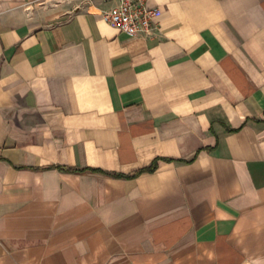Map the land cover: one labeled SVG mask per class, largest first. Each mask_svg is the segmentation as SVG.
Returning a JSON list of instances; mask_svg holds the SVG:
<instances>
[{
  "label": "crops",
  "instance_id": "crops-1",
  "mask_svg": "<svg viewBox=\"0 0 264 264\" xmlns=\"http://www.w3.org/2000/svg\"><path fill=\"white\" fill-rule=\"evenodd\" d=\"M0 0V264H264V0Z\"/></svg>",
  "mask_w": 264,
  "mask_h": 264
},
{
  "label": "built area",
  "instance_id": "built-area-1",
  "mask_svg": "<svg viewBox=\"0 0 264 264\" xmlns=\"http://www.w3.org/2000/svg\"><path fill=\"white\" fill-rule=\"evenodd\" d=\"M102 19L130 37H151L157 30L159 10L148 6L147 0H118L102 12Z\"/></svg>",
  "mask_w": 264,
  "mask_h": 264
},
{
  "label": "rangeland",
  "instance_id": "rangeland-1",
  "mask_svg": "<svg viewBox=\"0 0 264 264\" xmlns=\"http://www.w3.org/2000/svg\"><path fill=\"white\" fill-rule=\"evenodd\" d=\"M51 3V10H53L56 13L72 10L75 7L70 5L69 0H52Z\"/></svg>",
  "mask_w": 264,
  "mask_h": 264
}]
</instances>
